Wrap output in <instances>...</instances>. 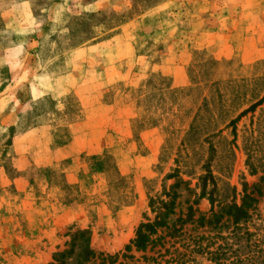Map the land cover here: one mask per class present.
<instances>
[{"label": "rangeland", "instance_id": "obj_1", "mask_svg": "<svg viewBox=\"0 0 264 264\" xmlns=\"http://www.w3.org/2000/svg\"><path fill=\"white\" fill-rule=\"evenodd\" d=\"M262 98L264 0H0V264H264Z\"/></svg>", "mask_w": 264, "mask_h": 264}, {"label": "trees", "instance_id": "obj_2", "mask_svg": "<svg viewBox=\"0 0 264 264\" xmlns=\"http://www.w3.org/2000/svg\"><path fill=\"white\" fill-rule=\"evenodd\" d=\"M218 85L215 86V84H212V88L216 89L219 85V83H217ZM168 89H170V87H168ZM264 98H262L259 102H257L256 104L251 106V110H254L257 106L260 105V103L262 102ZM249 111H243L242 113H240L237 118H235V120H231L229 122L230 125H234L242 116H244V114H246ZM93 162L92 167L90 168L91 171L94 173H103V165H105L106 163V159L104 157L102 158H93L91 160ZM205 198V193H202L200 195V199H204ZM210 204L213 206L214 200L211 197V195L209 194V196H207L206 198ZM225 211V210H223ZM234 212V214H233ZM227 216H231V213L233 215V219H234V224H239V222L241 220H245L246 218H248V214L246 212L243 211L242 208H238L235 206H231L229 208L226 209L225 211ZM213 216V221L211 220H207L205 221L203 218L199 219V226L203 227L205 224L208 226H211L212 224L217 225L220 221V219L222 218V216H218L212 213ZM161 224L160 223H156V225L154 224H147V225H142L140 226V228L138 229L137 233H136V237L134 240H132L130 242V246H132L133 248H135L137 251H144L150 244L153 243V241H151V236H153L155 234V231L157 229V227H160ZM87 233L84 232H80L78 233V237L83 238L84 235H86ZM75 240V239H74ZM190 246L192 247V252L191 253H199L201 255H209V251H208V247L209 245H206L204 247H202L201 243H192L190 245H188L186 247V250L190 248ZM74 243L71 245V248L69 251L63 252L59 255L56 256V258L54 259L52 264H67V260L73 255L74 253ZM81 248V247H80ZM131 248V247H130ZM191 251V250H190ZM216 255V254H214ZM99 257L102 256V254L98 255ZM182 258L185 257V255H181ZM96 258V254L95 252L92 250V248L90 247L89 242L87 241V244H85L84 246H82L81 248V260L79 262H76V264H88L90 261L94 260ZM219 257L216 255L213 259H218ZM75 262V261H74ZM102 263H104V259H102L101 261ZM111 263H114L111 262ZM166 264H194V259L190 260L188 259L187 262H182L180 263V259H175V260H170V262H166Z\"/></svg>", "mask_w": 264, "mask_h": 264}, {"label": "crops", "instance_id": "obj_3", "mask_svg": "<svg viewBox=\"0 0 264 264\" xmlns=\"http://www.w3.org/2000/svg\"><path fill=\"white\" fill-rule=\"evenodd\" d=\"M130 55H131V49H130ZM149 74H152V72H150ZM134 75V74H133ZM149 76V75H148ZM173 86L172 87H174L175 89H178V88H181V87H184L185 85H186V83H185V81L183 80V78H178L177 77V74L176 75H174V77H173ZM134 105V106H133ZM135 104H131L130 105V112H135L136 110H138L137 109V107L135 108ZM97 109H102V110H104V111H107V112H109V111H112L113 110V107H112V105L111 104H107V105H105V104H103V105H101V106H97ZM108 116V114H106V117ZM131 118H134V117H136V115H132V116H130ZM90 120H96V118H94V119H90Z\"/></svg>", "mask_w": 264, "mask_h": 264}]
</instances>
